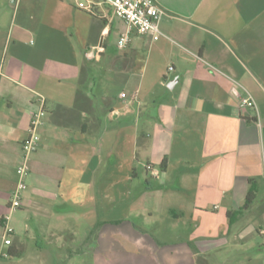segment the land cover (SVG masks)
I'll list each match as a JSON object with an SVG mask.
<instances>
[{
    "label": "crops",
    "instance_id": "0c3cea01",
    "mask_svg": "<svg viewBox=\"0 0 264 264\" xmlns=\"http://www.w3.org/2000/svg\"><path fill=\"white\" fill-rule=\"evenodd\" d=\"M155 1L160 37L133 31L124 48L106 5L24 0L31 22L0 27V264H264V0Z\"/></svg>",
    "mask_w": 264,
    "mask_h": 264
},
{
    "label": "built area",
    "instance_id": "2783aa9c",
    "mask_svg": "<svg viewBox=\"0 0 264 264\" xmlns=\"http://www.w3.org/2000/svg\"><path fill=\"white\" fill-rule=\"evenodd\" d=\"M75 5L82 10L93 12L95 7L106 5L110 7L112 15L122 19L126 25L125 29L120 33L117 39V47H126L130 34L135 31L139 34L150 35L152 39L156 40L160 37L161 31L159 23L161 18L166 15L165 11L158 6L155 0H72ZM98 48V47H93ZM87 57H92V52L86 53ZM171 68V67H170ZM169 68V69H170ZM126 94L121 93L124 97ZM40 108L31 113L30 123L28 127V135L22 141V157L16 167L17 181L13 192L10 195L7 209L9 211L20 207L21 193L26 188L25 178L29 173V158L30 155L37 150L39 135L37 133L38 127L42 124V119L45 114L43 105V98H40ZM242 105L253 106V101L247 97L242 99ZM152 176L158 177L159 170L147 164L145 167ZM8 215L2 219V241L4 245H11L12 228L8 225ZM264 233V231H263ZM8 256V251L0 250V257Z\"/></svg>",
    "mask_w": 264,
    "mask_h": 264
},
{
    "label": "rangeland",
    "instance_id": "374dc122",
    "mask_svg": "<svg viewBox=\"0 0 264 264\" xmlns=\"http://www.w3.org/2000/svg\"><path fill=\"white\" fill-rule=\"evenodd\" d=\"M30 11L28 10V4H25L24 0H0V27L1 28H8V26H13V24L18 25L22 21H30ZM115 41V40H114ZM165 80V79H164ZM166 84V82H165ZM122 87L119 85H111L107 80L104 79H97L95 83H93V91L94 92H99V90H107L108 92L112 91H119ZM124 91L126 89H123ZM138 165V164H137ZM154 168L159 169L158 166H155ZM149 180H153L148 176ZM7 212L9 210H6ZM13 211V210H12ZM77 226V227H76ZM75 226V232L77 234V237L71 242V246H73V249L75 250L76 248L81 249L83 247L82 245V239L79 237L83 235L84 229L83 227H80V223L78 222L77 225ZM85 246V245H84ZM86 260L83 262H80V258L75 254H71V259L69 264H91L89 261V255L85 256ZM28 264L29 262H25ZM234 263V262H233ZM235 263H238L235 261ZM24 264V262H23ZM241 264V262L239 263Z\"/></svg>",
    "mask_w": 264,
    "mask_h": 264
},
{
    "label": "trees",
    "instance_id": "16d2710c",
    "mask_svg": "<svg viewBox=\"0 0 264 264\" xmlns=\"http://www.w3.org/2000/svg\"><path fill=\"white\" fill-rule=\"evenodd\" d=\"M161 167L164 166V161H162V163L160 164ZM254 184V181H250L249 183V188H248V191H247V195H246V198H245V202L243 204V206L241 207V209H244L246 208V206H248L251 201L255 198V193H256V188L253 186ZM239 211H236L234 214L237 215ZM8 255L11 256V253L8 252Z\"/></svg>",
    "mask_w": 264,
    "mask_h": 264
}]
</instances>
